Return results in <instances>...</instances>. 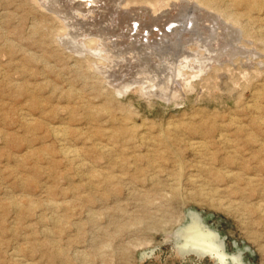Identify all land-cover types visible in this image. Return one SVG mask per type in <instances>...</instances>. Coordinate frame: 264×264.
I'll use <instances>...</instances> for the list:
<instances>
[{"label":"rangeland","instance_id":"rangeland-1","mask_svg":"<svg viewBox=\"0 0 264 264\" xmlns=\"http://www.w3.org/2000/svg\"><path fill=\"white\" fill-rule=\"evenodd\" d=\"M54 1L0 0V264H264V0H204L234 26L213 10L203 16L195 0H166L160 12L124 0L141 18L200 10L205 56L187 53L181 68L163 58L156 70L159 87L169 76L172 87L182 78L192 84L170 101L112 89L131 73L129 53L144 64L142 47L123 46L110 64L100 53L107 32L86 44L99 27L92 16L125 2L91 0L72 15L68 0H58L62 10L50 9ZM201 231L222 262L194 249Z\"/></svg>","mask_w":264,"mask_h":264},{"label":"bare ground","instance_id":"bare-ground-1","mask_svg":"<svg viewBox=\"0 0 264 264\" xmlns=\"http://www.w3.org/2000/svg\"><path fill=\"white\" fill-rule=\"evenodd\" d=\"M41 1V0H40ZM46 1H48V0H46ZM50 1V0H49ZM66 1V0H65ZM89 1H91V0H68V3L67 4H69L68 6H67V4H66V6L67 7H69L70 5V7L68 8V9H65L64 7H61V2L60 1H58L57 0V3L55 4V5H53V6H51L50 7V9H53V8H56V9H65V10H67V13H68V11L70 12H72V15H73V13H75V11H79V12H85V10L88 8V4H89ZM104 1V0H103ZM123 2H125V1H127V0H122ZM137 1V0H136ZM141 1H144V3H143V5L145 4V2H147L146 4L147 5H152L153 7H155V8H158V10H159V8H163V6L165 5V1L166 0H141ZM140 0H139V2H140V4L142 3ZM179 1V0H178ZM183 1V0H182ZM195 1H197V3H198V7L199 6H202L203 8H204V10H202V14H203V16H207L208 14H210L211 12H212V6H210L206 1H204V0H195ZM53 2H55L54 0H53ZM99 2V1H98ZM102 2V1H101ZM113 2V1H112ZM114 2H115V0H114ZM119 2V1H118ZM122 2V3H123ZM130 2V1H129ZM177 2V1H176ZM181 2V1H180ZM190 2V1H189ZM189 2H188V4H189ZM48 3V2H47ZM46 3V4H47ZM63 3H65V2H63ZM96 3V2H95ZM103 4H104V2H102ZM109 3V2H108ZM135 2H133V4H134ZM173 3V1L171 2V4ZM187 3V2H186ZM190 3H193V1L192 2H190ZM196 3V2H195ZM194 3V4H195ZM196 3V4H197ZM45 3H43V5H44ZM94 4V3H93ZM93 4H89L90 6L91 5H93ZM98 4H100V2L98 3ZM103 4H102V6H103ZM129 4H131V3H129ZM170 4V5H171ZM175 4V2L173 3V5ZM179 4V3H178ZM42 5V6H43ZM48 5V4H47ZM46 5V6H47ZM72 5H74V6H72ZM77 5H79V7H77V8H75V6H77ZM95 5V4H94ZM97 5V4H96ZM101 5V4H100ZM121 5V4H120ZM123 5V4H122ZM168 5V4H167ZM183 5V4H182ZM186 5V4H185ZM49 6V5H48ZM47 6V7H48ZM63 6V5H62ZM65 6V7H66ZM89 6V7H90ZM105 6H106V4H105ZM131 6V5H130ZM136 6V5H135ZM134 5H133V7H135ZM138 6V5H137ZM169 6V5H168ZM187 6H190V4L189 5H187ZM195 6V5H194ZM196 6V7H197ZM87 7V8H86ZM92 7H94V6H92ZM98 7H99V5H98ZM121 8H118V6H117V8L114 10V9H112L111 10V13H107V14H109V15H112L113 17L111 18V23H106L104 26H102V20H104V18L106 19V17L105 16H108L106 13H103L104 11H106V10H104V8H103V12L101 11V12H97V13H95V15L94 16H92V14L91 13H89V14H91L90 16H92L94 19H95V21H93L92 20V17H90V18H88V19H85L86 18V16H85V18H84V20L85 21H82L81 23H85V22H89V20H92L93 22H98L97 24H95L94 23V25L93 26H99V27H96L95 29H96V31L94 30V27H93V31H95L96 33H93V34H88L89 36H92L93 38H91V39H88L87 41H86V44L89 46V45H91V43L92 42H95L96 41V39H94V38H99V36L101 35L100 33L103 31H105V32H107L108 33V35H109V37H111V39L112 40H109V39H107V40H109V41H107L108 43H104L103 41L102 42H100V44H103L102 45V52H100V53H102V55H104L105 56V58H107L108 60H110V64H111V62L112 63H114V61H115V58H118V56H119V58H120V55H118V51L117 50H121L122 49V47L124 46H130L131 48L133 47L134 48V46L135 45H137V46H139V47H142L144 50V52H145V54H144V57L146 58L147 57V59H143V61H144V64H143V62H142V64L143 65H141L140 63L141 62H138V61H136V59L135 60H133V58H132V56L133 55H131V53H129L130 55L125 59V61H126V63H128V68H129V70H130V67L132 66V70H130V72L132 73V71H134V69H139V72L137 71V73H139L140 74V76H138V78H137V75H136V78L134 77L133 78V76H131L132 77V80L133 81H131V79L127 76V75H130L131 73H125V76H124V78L122 79V78H118V79H116L117 77H115V80L118 82V80H119V83H114L113 84V90H114V92H116V94L118 95V96H121V95H124L125 93H127V92H129V91H131V89H135V91H140L142 94H145V95H147L148 97H150V96H157V97H160V98H163V99H165V100H175V99H178L179 97L178 96H182V94H183V91L186 89V88H188L187 86H191L192 84H191V82H190V80H188L187 78H182V80H180L174 87H172L173 86V79L175 78V77H173V79H172V81L171 80H169V78H170V76H169V78L167 77V75H169L170 73V70L168 71V73L169 74H166V78H168V81H166V82H163V84H162V82H161V87H159V85H158V83H160V82H156L155 80L157 79V75H159L160 73H157L156 74V70H161L162 68H164V66L167 64V63H160V61H163V58H168L169 60V62H168V67H170V66H174L175 68H181L182 66H184V63H185V61L186 60H189L190 59V55L192 56V54L193 53H196V54H198V55H200V54H202V50L201 49H203V48H201V45H200V43H199V41L196 39V35L199 33V32H201L202 30L200 29V27H202V26H200L199 28H198V25H197V18H199L198 17V13H199V11H198V13H195V14H197V15H191V13L190 12H188V10H184V8H183V11H180L181 9H179L177 6V8L178 9H176L175 11H173V12H161V13H158V14H154L153 15V13H151V14H146V17L145 18H141V17H143V16H140V14H138L137 15V11L140 9L139 8V6H138V9L136 10V12L135 11H131V9L129 8V6H127L126 5V2H125V5H124V7L122 8V6H120ZM140 7H142V5L140 6ZM153 7H152V9H153ZM172 7V6H171ZM174 7V6H173ZM182 7V6H181ZM197 7V8H198ZM45 8V7H44ZM100 8V7H99ZM109 8V7H108ZM151 8V7H150ZM168 8V7H167ZM46 9H48V8H46ZM89 9V8H88ZM87 9V10H88ZM91 9V8H90ZM102 9V8H101ZM143 9H144V7H143ZM170 9V8H169ZM173 9V8H172ZM175 9V8H174ZM94 10H95V7H94ZM142 10V9H141ZM153 10H155V9H153ZM171 10V9H170ZM169 10V11H170ZM197 10V9H196ZM50 11V10H49ZM97 11V10H96ZM107 11H108V9H107ZM145 11V10H144ZM143 11V12H144ZM156 11H157V9H156ZM193 11H194V9H193ZM209 11H211L210 13H209ZM215 13H217L219 16V19H220V17H223L224 18V21H225V23L227 22H232L233 23V26L234 25H237V22H236V20L234 19V17L232 16V15H230V14H228V13H225V12H223V11H221V10H217V8H215L214 10H213ZM108 12H110V11H108ZM142 12V13H143ZM153 12V11H152ZM155 12V11H154ZM159 12H160V10H159ZM213 12V13H214ZM57 13V12H56ZM60 13V12H59ZM77 13V12H76ZM140 13V12H139ZM146 13V12H145ZM213 13L211 14V15H213ZM61 14H65L66 15V13L63 11V12H61ZM61 14H60V16L59 17H61L62 18V16H61ZM69 14V13H68ZM201 14V13H200ZM199 14V15H200ZM216 14V15H217ZM71 15V16H72ZM77 15V14H76ZM79 15V14H78ZM83 16H84V14H82ZM81 15V16H82ZM86 15V14H85ZM57 16V15H56ZM67 16V15H66ZM69 16V15H68ZM89 16V15H88ZM138 16H140V17H138ZM102 17V18H101ZM197 17V18H196ZM202 17V16H201ZM215 17V16H214ZM64 18V17H63ZM71 18H73V17H71ZM77 18V17H76ZM203 18H205V17H203ZM207 18H209V17H207ZM66 19V18H65ZM67 19H68V17H67ZM81 19V18H80ZM142 19H147V21H144V23L146 24V26H144V27H142V24H141V26L139 27V23L141 22V20ZM211 19V18H210ZM209 19V20H210ZM222 19V18H221ZM63 20V19H62ZM107 20V19H106ZM68 21V20H67ZM72 21V20H71ZM75 21V20H74ZM77 21V20H76ZM80 21V20H79ZM109 21V20H108ZM143 21V20H142ZM88 22H87V24H88ZM199 22H200V19H199ZM209 22V21H208ZM219 22V21H218ZM217 22V23H218ZM240 22V21H239ZM69 23V22H68ZM73 23V22H72ZM80 23V24H81ZM70 24V23H69ZM68 24V25H69ZM75 24V23H74ZM73 24V25H74ZM78 23H76V25H77ZM86 23H85V25H87ZM93 24V23H92ZM213 24V23H212ZM214 24H216L215 23V21H214ZM221 24V23H220ZM72 25V24H71ZM70 25V26H71ZM72 25V26H73ZM73 26V27H77V26ZM85 25H83V26H85ZM200 25V24H199ZM201 25H203V24H201ZM228 25V24H227ZM232 25V24H231ZM63 26H65V24L63 25ZM69 26V27H70ZM71 26V27H72ZM80 26V25H79ZM82 26V27H83ZM92 26V25H91ZM91 26H89V27H91ZM101 26L103 27V28H101ZM203 26H206L205 24L203 25ZM86 27V26H85ZM84 27V28H85ZM210 27V26H209ZM212 27V26H211ZM216 27V26H215ZM218 27V26H217ZM216 27V28H217ZM220 27H221V25H220ZM226 27V26H225ZM63 28V27H62ZM62 28H60V30L62 29ZM65 28V27H64ZM84 28H83V31H84ZM92 28V27H91ZM207 28V27H206ZM206 28L204 29V30H206ZM234 28V27H233ZM74 29H77V28H74ZM81 29V28H80ZM80 29H78V30H80ZM86 29H88V28H86ZM210 29V28H209ZM219 29V28H218ZM227 29H229V28H227ZM92 30V29H91ZM226 30V29H225ZM232 30H234V29H232ZM62 31H63V29H62ZM77 31V30H76ZM75 31V32H76ZM214 32H215V30H213ZM217 31V30H216ZM221 31V30H220ZM223 31V30H222ZM69 32V31H68ZM86 32V31H85ZM203 32V31H202ZM201 32V33H202ZM207 32H208V28H207ZM212 32V31H211ZM225 32V31H224ZM227 32V31H226ZM225 32V33H226ZM230 32V31H229ZM228 32V33H229ZM236 32V31H235ZM61 33V32H60ZM60 33H59V35H60ZM66 33H67V31H66ZM71 33V32H70ZM78 33H80V32H78ZM82 33V32H81ZM204 33V32H203ZM202 33V34H203ZM206 33V32H205ZM204 33V34H205ZM105 34V33H104ZM202 34H201V36H202ZM203 34V35H204ZM211 34H214V33H211ZM218 34V33H217ZM220 34V33H219ZM232 34V33H231ZM234 34V33H233ZM237 34V33H236ZM238 34H239V32H238ZM63 36L62 37H64V34H62ZM67 35V34H66ZM65 35V36H66ZM107 35V36H108ZM200 35V34H199ZM199 35H198V37H199ZM206 35V34H205ZM204 35V36H205ZM209 35V34H208ZM223 35V34H222ZM229 35V34H228ZM235 35V34H234ZM76 36H77V34H76ZM105 36V35H104ZM200 36V37H201ZM229 36H231V35H229ZM239 36V35H238ZM60 37H61V35H60ZM197 37V38H198ZM210 37V36H209ZM208 37V38H209ZM212 37V36H211ZM233 37V36H232ZM236 37H237V35H236ZM64 38H66V37H64ZM72 39V37H69V39ZM76 38H78V37H76ZM100 38H101V36H100ZM108 38V37H107ZM118 38H120V40L118 39ZM226 38V37H225ZM238 38V37H237ZM63 39V38H62ZM71 39L69 40L70 41V43H71ZM82 39V38H81ZM80 39V40H81ZM102 39H103V37H102ZM141 39H142V41H141ZM200 39H202V38H200ZM205 39V38H204ZM207 39V38H206ZM217 39V38H216ZM221 39H222V37H221ZM227 39V38H226ZM226 39H224V40H226ZM65 40V39H64ZM67 40V39H66ZM75 40V39H74ZM98 40V39H97ZM105 40V39H104ZM209 40V41H208ZM208 40H204V42L206 41V42H210V40L211 41H213L212 40V38L211 39H208ZM220 40V39H219ZM231 40V39H230ZM79 41V40H78ZM78 41H76V42H78ZM234 41H235V39H234ZM237 41V40H236ZM73 42V41H72ZM97 42V41H96ZM129 42V43H128ZM205 42V43H206ZM219 42H221L220 44H223L222 46H223V49H225L224 48V43L220 40ZM61 43H63V42H61ZM65 43H66V41H65ZM64 43V44H65ZM75 43V42H74ZM80 43V42H79ZM82 43V42H81ZM203 43V42H202ZM215 43V42H214ZM236 43V42H235ZM63 44V45H64ZM67 44V43H66ZM76 44V43H75ZM100 44H98L99 46H101ZM111 44H113V46H111ZM130 44V45H129ZM209 44V43H208ZM219 44V45H220ZM229 44V43H228ZM232 44H234V43H232ZM231 44V45H232ZM242 44V43H241ZM70 45V44H69ZM77 45V44H76ZM84 45V44H83ZM86 45V46H87ZM97 45V44H96ZM107 46V48H106V46ZM120 45H122L121 46V48H120ZM213 45V44H212ZM215 45V44H214ZM230 45V44H229ZM230 45V46H231ZM81 46V45H80ZM85 46V47H86ZM87 46V47H88ZM93 46V45H92ZM95 46V45H94ZM93 46V47H94ZM103 46H105V48L103 47ZM204 47L206 46V45H203ZM226 46V45H225ZM233 46V45H232ZM244 46V45H243ZM65 47V46H64ZM71 47V46H70ZM84 47V46H83ZM86 47V48H87ZM126 47V48H127ZM130 47H128L129 48V50L131 49ZM209 48H210V46H208ZM215 47V46H214ZM220 47V46H219ZM219 47H217L218 49H219ZM227 47H229V46H226V48ZM234 47H235V45H234ZM81 48V47H80ZM97 48V47H96ZM95 48V49H96ZM132 48V49H133ZM236 48V47H235ZM234 48V49H235ZM85 49V48H84ZM87 49H89V48H87ZM99 49V48H98ZM110 50V51H108V50ZM125 49V48H124ZM124 49H123V51H124ZM135 49V48H134ZM207 49V48H206ZM217 49V50H218ZM234 49H232V50H234ZM69 50H71V49H69ZM72 50H74V49H72ZM71 50V51H72ZM81 50V49H80ZM94 50V49H93ZM127 50V49H126ZM128 50V51H129ZM210 50V49H209ZM212 50H214V49H212ZM219 50H222V48L221 49H219ZM219 50H218V52H219ZM82 51V50H81ZM85 51H87V50H85ZM96 51V50H95ZM98 51V50H97ZM99 51H100V49H99ZM122 51V52H123ZM140 51V50H139ZM142 51V52H143ZM204 51V50H203ZM206 51V50H205ZM204 51V52H205ZM230 51V50H229ZM241 50H239V52H240ZM242 51H244L243 50V48H242ZM73 52H77V51H73ZM93 52V51H92ZM136 52H138V51H135V55H136ZM221 53H222V51H220ZM219 52V53H220ZM224 52V51H223ZM231 52V51H230ZM229 52V53H230ZM236 52V51H235ZM238 52V51H237ZM238 52V53H239ZM84 53V52H83ZM87 53H89V52H87ZM124 53V52H123ZM126 53V52H125ZM124 53V54H125ZM132 53H134V51H132ZM187 53H190V55L188 54L187 55ZM218 53V54H219ZM226 53V52H225ZM224 53V54H225ZM228 53V54H229ZM232 53V52H231ZM241 53V52H240ZM238 54V55H241V54ZM244 53H245V51H244ZM78 54V53H77ZM90 55H91V52L89 53ZM127 54V53H126ZM208 54V53H207ZM212 54H213V52H212ZM211 54V55H212ZM227 54V55H228ZM234 54V53H233ZM233 54H231V55H233ZM85 55V54H84ZM134 55V56H135ZM141 54L139 53V56H140ZM143 55V54H142ZM195 55V54H194ZM203 55V54H202ZM201 55V56H202ZM133 56V57H134ZM136 56H138V55H136ZM203 56H205V55H203ZM202 56V57H203ZM217 56H219V55H217ZM220 56H222V55H220ZM230 55H228V57H229ZM99 57V56H98ZM149 57H152L150 60L152 61H150L149 63H148V61H149ZM202 57H200V58H198L197 59V62L199 63V65L201 64H204V63H206L207 64V61H206V59L205 58H207V57H205V58H202ZM223 57V56H222ZM221 57V58H222ZM227 57V56H226ZM227 57V58H228ZM233 57V56H232ZM88 58V57H87ZM97 58V57H96ZM103 58V57H102ZM142 58V57H141ZM192 58L193 57H191V60H192ZM209 58H211V57H209ZM213 58H214V56H213ZM220 58V57H219ZM162 59V60H161ZM208 59V58H207ZM225 60H226V58H224ZM102 60V59H101ZM118 59H116V61H117ZM120 60V59H119ZM139 60H140V58H139ZM171 60V61H170ZM232 60H233V58H232ZM91 61V60H90ZM93 62H94V59L92 60ZM104 61H106V60H104ZM193 61H194V59H193ZM211 61V60H210ZM215 61V60H214ZM218 61H220V60H218ZM223 61V60H222ZM229 61V60H228ZM100 61H97L96 60V62L95 63H92V64H96L97 63V68H101V66L102 65H100V63H99ZM108 62V61H107ZM106 62V63H107ZM119 62H122V59H121V61H119ZM109 63V62H108ZM188 63V62H187ZM192 63V62H191ZM190 63V64H191ZM91 64V63H90ZM101 64H102V62H101ZM105 64V63H104ZM116 64H118V61H117V63ZM121 64H123V63H121ZM212 64V63H211ZM107 65V64H106ZM187 65V64H186ZM205 65V64H204ZM95 66V65H94ZM95 66V67H96ZM103 66H105V65H103ZM102 66V67H103ZM123 66V65H122ZM130 66V67H129ZM145 66V67H144ZM187 66H189V63H188V65ZM193 66V65H192ZM192 66L190 67L191 69H193L192 68ZM207 66H208V64H207ZM211 66V65H210ZM212 66H213V64H212ZM95 67H93V68H95ZM108 67V66H107ZM112 67V66H111ZM111 67H109V68H111ZM113 67H114V64H113ZM126 67V66H125ZM136 67V68H135ZM144 69H143V68ZM194 67V66H193ZM197 67V66H196ZM204 67V66H203ZM203 67L202 66H198V68H200V69H198L199 71H201V69H203ZM97 68H95V69H97ZM108 68V69H109ZM167 68V67H166ZM172 68V67H171ZM189 68V67H188ZM189 68V69H190ZM107 69V70H108ZM118 69V68H117ZM147 69H149L148 71L149 72H151V73H148V71H147ZM184 69V68H183ZM206 69V68H205ZM100 70V69H99ZM101 70H103L102 68H101ZM107 70L105 71H103L104 73H103V75H104V80L105 81H107V84L108 83H113L114 81V78L113 77H109L110 79L111 78H113V80H110L109 78H108V74H109V72H107ZM110 70V69H109ZM125 70V69H124ZM185 70H187V69H185ZM197 70V68L196 69H194V71H196ZM97 71V70H96ZM117 71V70H116ZM123 70H121V73H123L122 72ZM174 71V70H173ZM193 71V70H192ZM193 71V72H194ZM99 72V71H98ZM102 72V71H101ZM101 72H99L100 74H101ZM129 72V71H128ZM164 73H165V71H163ZM172 72V71H171ZM203 72V71H202ZM117 73V72H116ZM144 73V74H143ZM173 73V72H172ZM181 73V72H180ZM191 73V72H190ZM196 73H197V71H196ZM199 73V72H198ZM198 73H197V76H198ZM119 74V73H118ZM124 74V73H123ZM143 76H142V75ZM179 74V73H178ZM185 74V73H184ZM102 75V76H103ZM131 75H133V74H131ZM162 75V74H161ZM172 75V74H171ZM189 75V74H188ZM109 76H111V75H109ZM122 76V77H123ZM135 76V75H134ZM162 76H164V74L162 75ZM162 76H161V78H162ZM160 77V76H159ZM172 77V76H171ZM189 77V76H188ZM191 78V77H190ZM159 79V78H158ZM157 79V80H158ZM164 79H165V77H164ZM177 79V78H176ZM162 80V79H161ZM178 80V79H177ZM164 81V80H163ZM136 83H140L137 87H135V84ZM158 85V86H157ZM192 87V86H191ZM161 88V89H160ZM180 88L182 89L181 91H180ZM205 89V88H204ZM157 91V92H156ZM139 92V93H140ZM135 93V92H134ZM67 150V149H66ZM71 154V153H70ZM264 204V203H263ZM195 230V229H194ZM207 230V229H206ZM208 231V230H207ZM190 232V231H189ZM195 233H196V230H195ZM190 234V233H189ZM192 235V234H191ZM194 235V234H193ZM208 236H209V232H197V234H196V239H195V241H194V239H192L193 241H194V246L196 247V248H194V249H196V250H198V251H201L202 253H210L211 255L213 254V255H216L218 258H219V260H221V262L224 260V254L222 253V251H220V249L218 250V249H216L215 248V246L216 245H214L213 246V244H210L211 242H206V243H201V240H205L206 238L208 239ZM211 236H212V234H211ZM188 237V236H187ZM190 237H192V236H190ZM194 237V236H193ZM210 237V236H209ZM212 238V237H211ZM185 240H187L186 238H185ZM191 240V241H192ZM209 240V239H208ZM189 241V240H188ZM186 243V242H185ZM185 245V244H184ZM183 245V246H184ZM186 245H189V246H192L190 243H186ZM185 245V246H186ZM194 246H192V248L194 247ZM187 247V246H186ZM191 249V248H190ZM225 262V261H224Z\"/></svg>","mask_w":264,"mask_h":264}]
</instances>
